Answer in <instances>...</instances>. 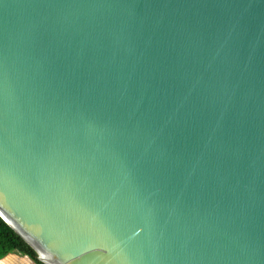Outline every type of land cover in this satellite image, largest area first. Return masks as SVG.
<instances>
[{
    "label": "water",
    "instance_id": "water-1",
    "mask_svg": "<svg viewBox=\"0 0 264 264\" xmlns=\"http://www.w3.org/2000/svg\"><path fill=\"white\" fill-rule=\"evenodd\" d=\"M0 216L45 264H264V0H0Z\"/></svg>",
    "mask_w": 264,
    "mask_h": 264
},
{
    "label": "trees",
    "instance_id": "trees-1",
    "mask_svg": "<svg viewBox=\"0 0 264 264\" xmlns=\"http://www.w3.org/2000/svg\"><path fill=\"white\" fill-rule=\"evenodd\" d=\"M9 254L29 257L35 264H45L38 253L0 216V260Z\"/></svg>",
    "mask_w": 264,
    "mask_h": 264
},
{
    "label": "crops",
    "instance_id": "crops-1",
    "mask_svg": "<svg viewBox=\"0 0 264 264\" xmlns=\"http://www.w3.org/2000/svg\"><path fill=\"white\" fill-rule=\"evenodd\" d=\"M12 258L11 259V261L12 262H17V263H15V264H35L32 260H31V262H30V260L28 259V257H25V256H20V255H18V254H9V255H7L5 258H3V259H5V260H7V258ZM27 258V259H26ZM2 259V260H3ZM26 259V260H25ZM21 260V261H20Z\"/></svg>",
    "mask_w": 264,
    "mask_h": 264
},
{
    "label": "rangeland",
    "instance_id": "rangeland-1",
    "mask_svg": "<svg viewBox=\"0 0 264 264\" xmlns=\"http://www.w3.org/2000/svg\"><path fill=\"white\" fill-rule=\"evenodd\" d=\"M25 257H27V256H25ZM11 259H12V258H10V257L7 258V260H5V259L2 260V259H1V260H0V264H15V263H17V262H15V263L12 262ZM26 259H27V258H26ZM26 259H25V260H26ZM28 259H29L30 262H31V259H30L29 257H28ZM20 261H21V260H20ZM18 264H19V263H18Z\"/></svg>",
    "mask_w": 264,
    "mask_h": 264
}]
</instances>
